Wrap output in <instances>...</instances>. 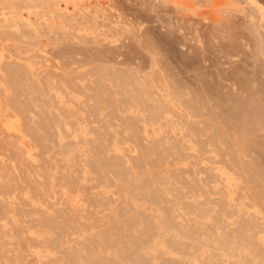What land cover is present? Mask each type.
<instances>
[{
  "label": "bare ground",
  "instance_id": "obj_1",
  "mask_svg": "<svg viewBox=\"0 0 264 264\" xmlns=\"http://www.w3.org/2000/svg\"><path fill=\"white\" fill-rule=\"evenodd\" d=\"M184 1L1 6L0 264H264L255 9Z\"/></svg>",
  "mask_w": 264,
  "mask_h": 264
},
{
  "label": "rangeland",
  "instance_id": "obj_2",
  "mask_svg": "<svg viewBox=\"0 0 264 264\" xmlns=\"http://www.w3.org/2000/svg\"><path fill=\"white\" fill-rule=\"evenodd\" d=\"M3 1H4V0H3ZM3 1H2V2L0 1V2H1V3H0V4H1V5H0V8H2V7H1L2 5H3V6H6V7L9 5L8 7H10V11L12 10L11 7H12L14 4H15L16 6L21 5V3H20V4H17V3L20 2V0H19V2H16L17 0H16V1L14 0V1H15V2H13L14 4L11 3L13 0H12V1L10 0L9 3H7V1H9V0H6L5 2H3ZM23 1H24V0H21L22 4L24 3ZM182 1H184V0H182ZM187 1H188V0H186V1H184V2H187ZM190 1H191V0H190ZM192 1H195V0H192ZM192 1H191V2H192ZM197 1H201V2L198 3ZM197 1H196L197 4L195 3L194 5H200V6H201V5L207 6V5H208V4H202V3H203L202 0H197ZM243 1H244V0H240V2L243 3V4H242V7L244 6V7H246V9H249V10H246V12H250V11H253V9H255L256 11L254 10V13L257 12L258 14H257V13H256V14L259 15V12H258V10H257L256 8H254L253 6L251 7V5H247V4H249L248 0H245L244 2H243ZM206 2H208V0H207ZM206 2L204 1V3H206ZM6 3H7V4H6ZM246 3H247V4H246ZM258 3H259V4L262 3L263 5H262V4H261V5L264 7V1H263V0H258ZM244 4H245V5H244ZM15 5H14V6H15ZM246 5H247V6H246ZM248 6H250L252 9H251L250 7H248ZM8 7L6 8L7 10H9ZM201 7H202V6H201ZM3 8H5V7H3ZM14 9H15V8H14ZM14 9H13V10H14ZM250 9H251V10H250ZM17 10H19V9H17ZM201 10H205V9H201ZM15 11H16V9H15L14 11H12L13 14H15V13L17 12V11L15 12ZM12 12H7V16H12V15H10V13L12 14ZM250 13H251V12H250ZM250 13H248V15H250ZM254 13L252 12L251 14H254ZM18 14H19V13H18ZM245 14H246V13H245ZM22 15H24V12H23V14L21 13V16H22ZM248 15H247V14L244 15V16L239 15L240 18H237V19H238V20H240V19L242 20V19H243L242 17L246 18V16H247V18H249ZM257 15L254 14V15L250 16V17H252L251 20L246 18L245 20L243 19L242 21H241V20H240V21H237L238 23L235 22V29H236V26L238 25V26H237V28H238V29H237V30H238V33H239L240 31H241V33H242V32H244V33L247 32V33L245 34L246 37H249V36H247V34L249 35L250 32H251L252 30H254V31H252L253 33H255V32H257V31L259 30L258 33H255V34H257V35H255V34H253V33L250 34V36L255 35V36L253 37V38H255V40L250 39L251 37L249 38L250 40L255 41L254 43L257 42V41H256L257 39H259V42H260V41L263 40V38H264V30H263V29L261 30V28H259L260 26H257V24H256V22H258V20H259V19H257V17H258ZM239 16H238V17H239ZM22 17L24 18V16H22ZM259 17H260V16H259ZM254 18H255V19H254ZM237 19H236V20H237ZM252 19H253V21H252ZM256 19H257V20H256ZM5 21H6V23H11L12 20H11L10 18H9V20H8V19H7V20H3V21L0 20V22H2V23H4ZM250 21H251V22H250ZM259 22H260V20H259ZM259 22H258V23H259ZM249 23H250V24H249ZM253 23H255V24L253 25ZM236 24H237V25H236ZM247 25H248V26H247ZM253 26L256 27L257 29H256V28H253ZM242 27H243V28H242ZM250 27H251V28H250ZM243 29H245V30H243ZM246 29H247L248 31H246ZM250 30H251V31H250ZM262 31H263V32H262ZM235 32H236V30H235ZM241 33H240V34H241ZM234 34H236V33H234ZM240 34H237V35H240ZM259 34L262 35V36H258ZM240 36H243V33H242ZM256 36H257V37H256ZM234 37H235V38H234ZM258 37H259V38H258ZM260 37H263V38L260 39ZM232 38H234V40H235V39L237 38V36H234V35H233V36L231 37V39H232ZM237 39H238V38H237ZM259 42H258V43H259ZM258 43L255 44V46H257V47L255 48V46H254V47L252 48V51H255V53H257V54H260V53L262 52V50H263V54L261 53V54L259 55L260 59L258 58V55L256 54L258 59L256 58V60H254V61H257L256 63H258V64H255L253 61H251V63H252V64H255V66L258 65L256 68H257V69H261V70H258V71H260V72H264V68H261V67H264V64H263V63H264V61H263V59H264V46L262 47V45H261L260 43H259V44H258ZM261 43H264V40L261 41ZM260 45H261V46H260ZM263 45H264V44H263ZM253 49H254V50H253ZM261 64H262V65H261ZM260 65H261V66H260ZM259 67H260V68H259ZM261 79H263V80H261L260 82L264 81V76H263ZM262 83L264 84V82H262ZM263 84H262V85H263ZM262 87H263V86H262ZM263 89H264V88H263ZM263 91H264V90H263ZM263 98H264V92H263ZM255 149H256V152L258 151L260 154H262V155L264 154V153H263L264 151L261 150V146H259V147L257 146ZM262 159H263L262 162H264V157H262ZM184 164H185V163H184ZM180 166L183 167V163H180ZM172 167H173V166H172ZM173 168L175 169V167H173Z\"/></svg>",
  "mask_w": 264,
  "mask_h": 264
}]
</instances>
